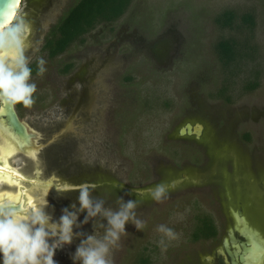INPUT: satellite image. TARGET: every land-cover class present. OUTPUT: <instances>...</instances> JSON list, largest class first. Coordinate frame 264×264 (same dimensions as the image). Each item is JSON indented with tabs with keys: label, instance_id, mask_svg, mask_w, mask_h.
Masks as SVG:
<instances>
[{
	"label": "rangeland",
	"instance_id": "374dc122",
	"mask_svg": "<svg viewBox=\"0 0 264 264\" xmlns=\"http://www.w3.org/2000/svg\"><path fill=\"white\" fill-rule=\"evenodd\" d=\"M76 1L23 0L19 7L30 24L25 55L35 68L43 58L47 71L42 77L32 73L36 103L17 111L39 151L32 158L15 153L8 165L25 176L35 170L45 181L95 185L92 196L105 206L115 208L118 197L137 200L145 227L125 225L114 264H135L139 255L149 256L151 264L200 263L211 242L192 240L198 218L207 215L220 232L232 222L228 209L240 196L249 200L243 207L264 240V0H132L120 18L96 25L83 43L50 59L42 50L44 38ZM227 9L252 13L254 27H220L215 17ZM245 33L253 58L229 76L214 45ZM66 63L72 68L64 74ZM248 71L258 72L253 90L244 88ZM225 78L230 101L218 96ZM185 122L204 124L207 133L199 140L180 137ZM2 183L0 193L11 192ZM160 183L171 185L160 203L134 194ZM36 194L40 199L47 192ZM78 196V190L56 192L39 205L46 201L55 221L62 209L79 207ZM161 224L177 234L165 238L166 249L156 231ZM74 232L92 234L93 223ZM79 243L74 238L57 250L55 264H73ZM250 243L249 264H264V243Z\"/></svg>",
	"mask_w": 264,
	"mask_h": 264
},
{
	"label": "clouds",
	"instance_id": "9594fccd",
	"mask_svg": "<svg viewBox=\"0 0 264 264\" xmlns=\"http://www.w3.org/2000/svg\"><path fill=\"white\" fill-rule=\"evenodd\" d=\"M30 24L20 11L6 22L0 23V106L14 108L21 105L30 109L36 103L37 84L32 80L31 58L26 56ZM46 61H37V76L47 71ZM95 185L68 186L59 191L78 190V204L62 209L58 220L45 212L46 201L29 208L25 213L14 210L10 202L0 203V264H55L57 250L71 245L79 238L71 259L73 264H114L113 254L120 247L121 238L127 235L125 225L131 223L137 231L145 221L137 216L139 202L118 197L116 207L105 206L102 198H93ZM171 185L163 183L146 190L148 198L160 203L168 197ZM84 213L82 221L79 220ZM93 223V233L74 232L84 224ZM106 221V224L104 223ZM162 234L159 244L167 248L165 238H177L167 225L157 226Z\"/></svg>",
	"mask_w": 264,
	"mask_h": 264
},
{
	"label": "trees",
	"instance_id": "16d2710c",
	"mask_svg": "<svg viewBox=\"0 0 264 264\" xmlns=\"http://www.w3.org/2000/svg\"><path fill=\"white\" fill-rule=\"evenodd\" d=\"M132 0H77L58 22L51 27L44 38L42 50L50 59L63 54L74 43H83L85 35L100 23H109L120 18L128 9ZM215 22L222 28L240 29L244 27L252 29L255 18L250 12L237 14L232 9L223 10L215 17ZM218 60L227 75H233L240 68L242 61L253 58L248 46V36L245 33L240 39L222 37L215 43ZM32 73H37L34 64H30ZM72 68V63H66L60 68L61 73H67ZM257 71H248V80L244 84L246 90H253L259 85ZM252 76V78H251ZM219 89L218 96L230 101L225 95L228 88V79ZM21 105H16L17 111ZM217 235V227L213 220L207 215L199 217L197 224L191 233L193 241L211 239ZM135 264H151L149 256L139 255Z\"/></svg>",
	"mask_w": 264,
	"mask_h": 264
},
{
	"label": "bare ground",
	"instance_id": "6f19581e",
	"mask_svg": "<svg viewBox=\"0 0 264 264\" xmlns=\"http://www.w3.org/2000/svg\"><path fill=\"white\" fill-rule=\"evenodd\" d=\"M0 138L3 140V144L0 147V186L3 184L2 182H5L8 183V187H6L11 188V192L0 193V203L10 202L17 207L22 208L17 209L15 207V211L24 213L33 206H39V203L42 202L41 198L45 196L44 192L48 193L50 192L48 190L57 189L59 187L53 183L52 178L45 181L33 172L31 175L25 176L22 172L8 165L9 158L14 157L13 154H17L18 152L24 151L27 152L31 158L34 157L32 155L36 154L37 149L35 147H29L33 142L32 140L28 146L24 145L23 140L16 136L15 133L3 123H0ZM23 172L27 173L24 170ZM39 191H42L44 194L40 199V195H37L38 193L36 194V192Z\"/></svg>",
	"mask_w": 264,
	"mask_h": 264
},
{
	"label": "flooded vegetation",
	"instance_id": "af4514ba",
	"mask_svg": "<svg viewBox=\"0 0 264 264\" xmlns=\"http://www.w3.org/2000/svg\"><path fill=\"white\" fill-rule=\"evenodd\" d=\"M185 123L181 127H183ZM192 124L194 126L197 123H192ZM181 127L178 128L177 133H179V129ZM201 133H207L206 129H204V124H202ZM190 137H192L193 139H198L195 136H190ZM230 183H231V185L229 186L230 188L228 187L230 189V194H231L230 197L232 196L233 201H236V196L233 195L232 192L234 190L233 187L236 184L233 183L232 181ZM155 185L147 186V187L145 186L143 190L135 191L134 194L141 195L136 193H146V190L153 188ZM142 195L148 198L146 194H142ZM230 200L231 198L229 199V203L231 202ZM149 201H153V200L150 199ZM247 201L249 200L246 199V197L242 198V196H240L235 203L236 206L234 205L233 208L228 209L232 222L229 224H224L223 229L220 232L217 229V235L214 238L207 239L210 240L211 242L210 252L204 255L200 260L201 262L198 264H231V258L228 251L237 252L239 255L243 254V256L247 258L248 253L243 252V249L241 247L242 242H245L247 240L250 242L251 239H254L259 245L264 243L263 238L254 229L252 223L250 222L248 216L246 215L243 205ZM248 246L250 247L251 243H249ZM248 257H249V261H246L245 259V262H241L238 258L237 259L238 264H244V263L247 264V262L249 264L251 262V255ZM225 259H227L229 263H227Z\"/></svg>",
	"mask_w": 264,
	"mask_h": 264
},
{
	"label": "water",
	"instance_id": "95a60500",
	"mask_svg": "<svg viewBox=\"0 0 264 264\" xmlns=\"http://www.w3.org/2000/svg\"><path fill=\"white\" fill-rule=\"evenodd\" d=\"M23 0H16L15 3L13 4H5L4 8L6 11L3 13H0V23L8 21L15 12L19 10L20 5L22 4ZM2 6V5H0ZM0 123H3L7 128H9L13 133H15L16 136H18L21 140H23L24 145H29L30 141L34 138L33 132L29 131L28 125L21 120L19 117L16 108L8 107V106H0ZM201 130H202V124L197 123L196 125L193 126L191 122H186L183 127L179 129L178 135L180 137H190V136H195L196 138H199L201 136ZM33 141V140H32ZM29 147H35L37 151H39V148L37 145H34L32 142ZM24 154L27 155V157H30L27 152L22 151ZM37 155V154H36ZM40 163V162H39ZM34 174L39 175L37 171L34 170ZM53 183L57 184L59 188L53 189L52 192L47 193L44 198L46 199L48 195H52L56 192H61L59 191L60 189H63L64 185L72 186L73 188H78V186L70 185V184H62L61 182H57L56 179H53ZM90 185V184H88ZM12 204V203H11ZM14 209L15 207L18 209H22L20 207H17L16 205L12 204ZM45 210V209H44ZM46 212V211H45ZM25 213V212H24ZM250 242L247 240L245 242L241 243V247L243 249V252H248L249 249V244ZM230 258H231V264H238L237 259L241 262H244L245 257L243 254H238L237 252H230L228 251ZM227 263L228 260L225 259ZM245 264V263H244Z\"/></svg>",
	"mask_w": 264,
	"mask_h": 264
},
{
	"label": "snow or ice",
	"instance_id": "6c2138e0",
	"mask_svg": "<svg viewBox=\"0 0 264 264\" xmlns=\"http://www.w3.org/2000/svg\"><path fill=\"white\" fill-rule=\"evenodd\" d=\"M15 2L16 0H0V5H2L0 6V13H3L4 11H6V9L4 8L5 4H13ZM21 14L24 15V13H21ZM63 187L66 188L68 187V185H64Z\"/></svg>",
	"mask_w": 264,
	"mask_h": 264
}]
</instances>
